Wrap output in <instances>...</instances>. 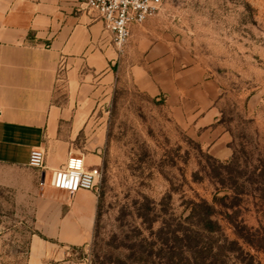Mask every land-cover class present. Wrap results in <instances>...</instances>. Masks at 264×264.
I'll return each instance as SVG.
<instances>
[{"label": "rangeland", "instance_id": "obj_1", "mask_svg": "<svg viewBox=\"0 0 264 264\" xmlns=\"http://www.w3.org/2000/svg\"><path fill=\"white\" fill-rule=\"evenodd\" d=\"M160 13L188 62L218 87L207 128L222 145L204 144L205 128L178 124L163 99L132 84L109 89L92 114L102 142L75 143L78 153L100 156L101 172L93 238L77 256L90 264H264V0H168ZM49 180L40 169L0 164V264H28Z\"/></svg>", "mask_w": 264, "mask_h": 264}, {"label": "crops", "instance_id": "obj_2", "mask_svg": "<svg viewBox=\"0 0 264 264\" xmlns=\"http://www.w3.org/2000/svg\"><path fill=\"white\" fill-rule=\"evenodd\" d=\"M160 15L135 26L120 49L79 0H0V164L28 167L34 148L45 151L42 180L71 155L88 168L99 164L100 156L78 153L75 143L102 142L92 114L117 84L163 99L178 124L205 128L199 139L220 147L223 139H211L216 131L207 128L218 87L201 64L188 62ZM98 210L95 190L47 189L37 198L28 264H90L77 252L92 240Z\"/></svg>", "mask_w": 264, "mask_h": 264}, {"label": "built area", "instance_id": "obj_3", "mask_svg": "<svg viewBox=\"0 0 264 264\" xmlns=\"http://www.w3.org/2000/svg\"><path fill=\"white\" fill-rule=\"evenodd\" d=\"M168 0H79L89 12L99 17L117 47H125L135 26L143 25L157 16ZM29 165L42 169L45 165V151L42 148L31 150ZM101 176L96 166L86 167L83 157L71 155L65 166L52 173V187L75 194L81 190H95Z\"/></svg>", "mask_w": 264, "mask_h": 264}, {"label": "trees", "instance_id": "obj_4", "mask_svg": "<svg viewBox=\"0 0 264 264\" xmlns=\"http://www.w3.org/2000/svg\"><path fill=\"white\" fill-rule=\"evenodd\" d=\"M210 208H211V207H210ZM207 214L212 215L211 211H210V212H207ZM237 234H239V236H242V235H240V233H238V232H237ZM245 240H247V242H249L250 244H253V245L255 244L254 241H250V239H249V240H248V239H245Z\"/></svg>", "mask_w": 264, "mask_h": 264}]
</instances>
